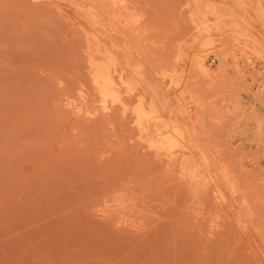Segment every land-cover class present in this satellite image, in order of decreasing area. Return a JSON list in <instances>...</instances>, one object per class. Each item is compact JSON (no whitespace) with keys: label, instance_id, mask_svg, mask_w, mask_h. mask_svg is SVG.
<instances>
[{"label":"rangeland","instance_id":"rangeland-1","mask_svg":"<svg viewBox=\"0 0 264 264\" xmlns=\"http://www.w3.org/2000/svg\"><path fill=\"white\" fill-rule=\"evenodd\" d=\"M97 1L0 0V264H264V0Z\"/></svg>","mask_w":264,"mask_h":264},{"label":"bare ground","instance_id":"bare-ground-1","mask_svg":"<svg viewBox=\"0 0 264 264\" xmlns=\"http://www.w3.org/2000/svg\"><path fill=\"white\" fill-rule=\"evenodd\" d=\"M98 1H100V0H98ZM97 1V2H98ZM103 1V0H102ZM120 1V0H119ZM124 1V0H123ZM96 2V1H95ZM122 2V1H121ZM264 2V1H263ZM124 3V2H123ZM107 4V3H106ZM263 91H264V88L262 89ZM174 135L173 136H169V137H167V139L166 140H168L169 141V144H170V148L174 145V143H175V139L174 138H177V136L176 137H174ZM178 139V138H177Z\"/></svg>","mask_w":264,"mask_h":264}]
</instances>
